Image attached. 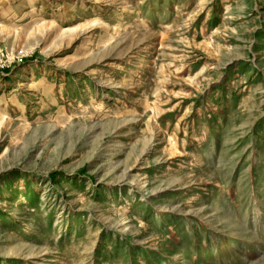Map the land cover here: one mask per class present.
Segmentation results:
<instances>
[{
    "label": "rangeland",
    "instance_id": "1",
    "mask_svg": "<svg viewBox=\"0 0 264 264\" xmlns=\"http://www.w3.org/2000/svg\"><path fill=\"white\" fill-rule=\"evenodd\" d=\"M0 264H264V0H0Z\"/></svg>",
    "mask_w": 264,
    "mask_h": 264
}]
</instances>
